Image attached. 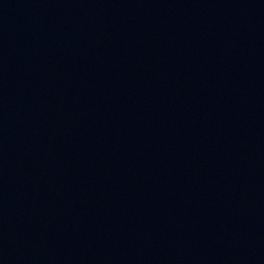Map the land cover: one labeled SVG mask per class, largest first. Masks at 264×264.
I'll return each instance as SVG.
<instances>
[{"label":"water","instance_id":"95a60500","mask_svg":"<svg viewBox=\"0 0 264 264\" xmlns=\"http://www.w3.org/2000/svg\"><path fill=\"white\" fill-rule=\"evenodd\" d=\"M0 264H264V0H0Z\"/></svg>","mask_w":264,"mask_h":264}]
</instances>
